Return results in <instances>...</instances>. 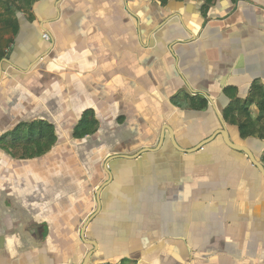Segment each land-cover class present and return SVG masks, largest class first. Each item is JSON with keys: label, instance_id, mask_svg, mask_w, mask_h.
<instances>
[{"label": "crops", "instance_id": "crops-1", "mask_svg": "<svg viewBox=\"0 0 264 264\" xmlns=\"http://www.w3.org/2000/svg\"><path fill=\"white\" fill-rule=\"evenodd\" d=\"M225 140L264 168V0H0V264H264Z\"/></svg>", "mask_w": 264, "mask_h": 264}, {"label": "water", "instance_id": "water-1", "mask_svg": "<svg viewBox=\"0 0 264 264\" xmlns=\"http://www.w3.org/2000/svg\"><path fill=\"white\" fill-rule=\"evenodd\" d=\"M217 133H219V134H224L225 135V131H224V129H220ZM216 133V134H217ZM226 137V136H225ZM209 139H206V140H204L201 144H199L196 148H199V147H201L204 143H206L207 141H208ZM225 142H226V144L228 145V146H230L231 148H233V149H235V150H239V151H243V152H245L246 154H247V156H248V158H249V160H250V162H251V164H253L254 165V167H257L262 173H263V170H264V168L260 165V163L255 159V157L252 155V153L250 152V150L248 149V148H246V147H244V146H242V145H237V144H233L232 142H230L229 140H225ZM178 147V146H177ZM195 148V149H196ZM146 150V149H145ZM142 151H144V150H142ZM86 262H87V258H85L84 259V261H83V264H86Z\"/></svg>", "mask_w": 264, "mask_h": 264}, {"label": "built area", "instance_id": "built-area-1", "mask_svg": "<svg viewBox=\"0 0 264 264\" xmlns=\"http://www.w3.org/2000/svg\"><path fill=\"white\" fill-rule=\"evenodd\" d=\"M47 36L48 35L46 33H44L42 37L47 39L48 38Z\"/></svg>", "mask_w": 264, "mask_h": 264}]
</instances>
